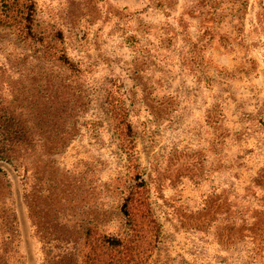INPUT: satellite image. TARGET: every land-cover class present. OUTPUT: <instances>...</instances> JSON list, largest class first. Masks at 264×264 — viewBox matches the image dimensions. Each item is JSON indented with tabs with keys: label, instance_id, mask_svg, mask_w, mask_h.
Segmentation results:
<instances>
[{
	"label": "rangeland",
	"instance_id": "rangeland-1",
	"mask_svg": "<svg viewBox=\"0 0 264 264\" xmlns=\"http://www.w3.org/2000/svg\"><path fill=\"white\" fill-rule=\"evenodd\" d=\"M40 36L68 144L0 164V264H264L232 227L263 209L264 0H0V118L33 139Z\"/></svg>",
	"mask_w": 264,
	"mask_h": 264
},
{
	"label": "trees",
	"instance_id": "trees-1",
	"mask_svg": "<svg viewBox=\"0 0 264 264\" xmlns=\"http://www.w3.org/2000/svg\"><path fill=\"white\" fill-rule=\"evenodd\" d=\"M31 5L27 8L29 9ZM23 20L26 22V28H30L31 15L30 11L26 12L23 16ZM54 38L57 40L62 39L61 33H55ZM40 47L38 49L40 71L37 75L44 79L46 83L40 91L35 109V130L39 139H33L31 128L23 123H12V118L5 117L0 118V164H11L14 160V156L20 153V149L26 151V149H41L46 148V153H52L64 149L68 144V106L69 103H73L72 97L68 94L66 98V82L57 79V76H51L46 73L49 63L57 62L62 67L67 69H73V65L68 61L67 57L62 51H51L48 44H43V38H39ZM49 48V49H48ZM28 108L27 110H29ZM6 120V121H5ZM4 121V123H3ZM124 130L130 133V126L126 125ZM13 158V159H12ZM253 184L257 187L264 189V167L259 170L258 175L253 179ZM260 207L263 209L253 211L252 222H249L248 218L238 217L240 225L238 229L232 227L234 231L240 233L241 236L248 238L250 243L254 246L253 250L256 252L253 254V258H257L259 247H264V197L260 201ZM128 203L124 201L122 204V210L127 214ZM235 213L239 214L237 210ZM232 216H235L233 214ZM243 216V215H242ZM240 236V235H239ZM235 238V234L233 235ZM236 237L233 240H236ZM261 238V239H260ZM260 240H262L260 242ZM110 244H116L109 239L106 240ZM117 244L118 241H117Z\"/></svg>",
	"mask_w": 264,
	"mask_h": 264
}]
</instances>
